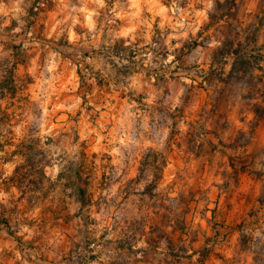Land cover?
<instances>
[{
  "label": "rangeland",
  "instance_id": "obj_1",
  "mask_svg": "<svg viewBox=\"0 0 264 264\" xmlns=\"http://www.w3.org/2000/svg\"><path fill=\"white\" fill-rule=\"evenodd\" d=\"M0 5V83L15 66L17 85L14 97L0 91V264H112L114 241L147 210L137 195L144 187L127 183L156 157L148 174L175 199L147 196L174 211L161 210L152 237L167 246L181 235L175 253L191 246L201 264L264 261L255 237L264 225V178L243 169L232 150L252 119L240 101L264 108L259 5L229 0L221 11L213 0L206 20L196 0ZM80 165L90 177L85 205L72 186ZM17 167L22 183L10 180ZM177 214L184 233L167 226ZM145 245L143 238L136 248ZM92 254L101 258L86 261Z\"/></svg>",
  "mask_w": 264,
  "mask_h": 264
},
{
  "label": "trees",
  "instance_id": "obj_2",
  "mask_svg": "<svg viewBox=\"0 0 264 264\" xmlns=\"http://www.w3.org/2000/svg\"><path fill=\"white\" fill-rule=\"evenodd\" d=\"M15 67V66H14ZM14 67L12 70L9 71L8 76L5 77L4 80L1 81L0 83V91L2 92V95L8 94L11 97L15 96V91L17 88L16 81H15V76L13 74ZM32 146L31 148H33ZM158 162L157 157L154 158L153 164H156ZM35 163H32V169L28 174H26V177H30L33 175V169H34ZM143 165V162H141V166ZM164 165L162 167L160 165H157V170L159 172L163 171ZM82 165H80L79 168L75 169V177H76V182L74 181L72 183V186H75L76 192H77V198L79 201L82 202L83 205L87 203L88 200H85L86 195H87V187L83 185L84 183L87 185L88 181L90 180V177L87 175L84 176V172L82 171L83 169ZM20 168H16L14 171V175L10 177V180L13 182H21V180H25V176L22 175V177L19 179L21 175H19ZM142 172V168L139 169V173ZM62 175V172L59 173V177ZM45 177V176H44ZM141 176H137L135 179H131L128 183L127 186L132 188L134 186L140 185ZM160 181L161 177H156L154 178V182L151 185L145 186L141 192H137V195L141 197L142 204L147 205V210L145 211L146 215L145 216H140L139 218L133 220L132 224L127 227V230L123 233V235H119V239L115 240L114 242L116 243L114 248H113V254L115 260L111 261L112 264H138L140 261H145V262H150V258L156 256L160 257V259H157L158 263L157 264H180V261L182 259L181 254L186 253V249L184 245H180V248L178 249L177 253H175V248L179 243L183 242L186 239H183L181 235L177 237V240L175 239H168L167 241V246L165 248V251L163 253L159 252L158 250L160 249V237L159 235L154 238L151 236V233H154L155 231L161 230V225H162V220L164 215L162 214L161 210L165 209L169 214L174 213L170 212L168 209V205H165V201L159 203V205L154 206L153 204L150 203V201H146L147 196L149 197V200H153L154 197H165L168 201H173L175 198L170 197L168 194H161L159 191V186H160ZM31 183H35L34 181H31ZM16 186L20 189V185L16 183ZM38 188H33L30 190L33 192ZM25 193V192H24ZM46 195V193H45ZM33 198V197H32ZM127 199V198H125ZM143 201H146L143 203ZM142 205V206H144ZM153 208L154 210L148 211L149 208ZM178 217L175 220L168 221L167 226L171 227L175 232L178 231L180 233H184L186 231V219L183 215L177 214ZM91 224L94 225V222L92 220ZM87 228L89 227V224L86 225ZM149 229V234L147 235L146 229ZM163 235H161L162 237ZM145 239L147 247L144 248H136V244L138 241L141 239ZM190 241L195 242V240L191 239ZM112 242V241H110ZM184 244V242H183ZM191 247V246H190ZM200 252L197 251L196 249L193 248V253ZM113 255H108L107 258H113ZM100 255H89L86 259V261H97L100 259ZM203 263V262H202Z\"/></svg>",
  "mask_w": 264,
  "mask_h": 264
},
{
  "label": "clouds",
  "instance_id": "obj_3",
  "mask_svg": "<svg viewBox=\"0 0 264 264\" xmlns=\"http://www.w3.org/2000/svg\"><path fill=\"white\" fill-rule=\"evenodd\" d=\"M95 2L102 4L103 0H95ZM196 2L204 4V10L197 12L196 15L205 20L208 19L207 13L213 8V0H196ZM219 2L225 5V9H221V11L226 10L229 6V0H219ZM237 3L243 7V0H237ZM253 3L259 5L253 17V24L255 25L256 23L264 22V18L261 17V13H264V0H253ZM161 11L163 12L165 9H161ZM89 26L92 27L91 24ZM180 26L183 27V23ZM212 46H215V41ZM77 103H79V100H77ZM240 104L244 107L245 114H250L252 119L250 121L245 119V122L241 125L242 132L238 137L237 144L233 145L232 150L237 152L239 159L236 162L241 164L243 169H246L252 176L264 178V108L258 111L253 109L248 99L240 101ZM154 167L152 163L146 165L145 172L141 175L139 181L142 188L154 182V174H148V170L154 169ZM262 233H264V225H259L258 230L255 232L258 260H260L261 254H264V235ZM145 247L147 246L145 245ZM207 247L211 248L213 244L210 243ZM165 248L164 241H160V249L158 251L163 253ZM181 255L180 264H201L202 253L197 252L193 255V249L190 246H186V253ZM261 264H264V261H261Z\"/></svg>",
  "mask_w": 264,
  "mask_h": 264
},
{
  "label": "crops",
  "instance_id": "obj_4",
  "mask_svg": "<svg viewBox=\"0 0 264 264\" xmlns=\"http://www.w3.org/2000/svg\"><path fill=\"white\" fill-rule=\"evenodd\" d=\"M45 174H46V173H45ZM140 262L142 263V262H144V261H140ZM140 262H138V263H140Z\"/></svg>",
  "mask_w": 264,
  "mask_h": 264
}]
</instances>
